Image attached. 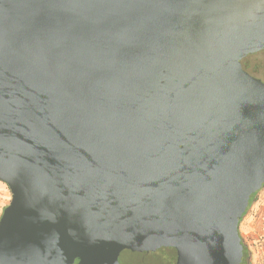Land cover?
I'll return each mask as SVG.
<instances>
[{
	"label": "water",
	"instance_id": "1",
	"mask_svg": "<svg viewBox=\"0 0 264 264\" xmlns=\"http://www.w3.org/2000/svg\"><path fill=\"white\" fill-rule=\"evenodd\" d=\"M0 181V264H238L264 0H0Z\"/></svg>",
	"mask_w": 264,
	"mask_h": 264
},
{
	"label": "rangeland",
	"instance_id": "2",
	"mask_svg": "<svg viewBox=\"0 0 264 264\" xmlns=\"http://www.w3.org/2000/svg\"><path fill=\"white\" fill-rule=\"evenodd\" d=\"M9 199V189L5 183L0 181V211ZM239 230L250 245L252 256L257 257L253 262L251 260V264H264V188L258 191L249 214L244 217Z\"/></svg>",
	"mask_w": 264,
	"mask_h": 264
},
{
	"label": "flooded vegetation",
	"instance_id": "3",
	"mask_svg": "<svg viewBox=\"0 0 264 264\" xmlns=\"http://www.w3.org/2000/svg\"><path fill=\"white\" fill-rule=\"evenodd\" d=\"M259 190L255 191L254 193L250 195L246 209L237 224V231H238V236L240 237V244H241V257H240V261L238 262V264H251V260H252L251 247L246 241V238H244L241 235L239 226L241 222L243 221L244 217L249 214L251 204L253 200L255 199ZM9 201L2 206V209L0 211V216L3 212V209L8 205ZM118 253H119V256L116 257V259L113 258L112 260H109L107 264H208V262H205V261L199 262L194 259H189V256H187L188 259L180 258V256H177V257L173 256V257H170L169 260L161 261L160 263H158L155 260L154 254L152 253V251L144 250V248L142 249V251L141 250H136V251L122 250Z\"/></svg>",
	"mask_w": 264,
	"mask_h": 264
},
{
	"label": "crops",
	"instance_id": "4",
	"mask_svg": "<svg viewBox=\"0 0 264 264\" xmlns=\"http://www.w3.org/2000/svg\"><path fill=\"white\" fill-rule=\"evenodd\" d=\"M257 257L255 255L252 256V262L255 260ZM253 264V263H252Z\"/></svg>",
	"mask_w": 264,
	"mask_h": 264
},
{
	"label": "trees",
	"instance_id": "5",
	"mask_svg": "<svg viewBox=\"0 0 264 264\" xmlns=\"http://www.w3.org/2000/svg\"><path fill=\"white\" fill-rule=\"evenodd\" d=\"M251 202V201H250Z\"/></svg>",
	"mask_w": 264,
	"mask_h": 264
}]
</instances>
